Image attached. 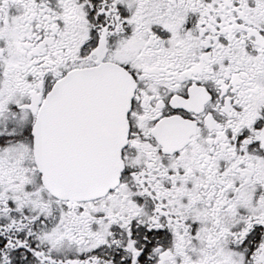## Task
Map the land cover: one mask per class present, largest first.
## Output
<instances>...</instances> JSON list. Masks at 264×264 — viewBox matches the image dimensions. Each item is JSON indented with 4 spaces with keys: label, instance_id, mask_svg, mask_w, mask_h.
Here are the masks:
<instances>
[{
    "label": "snow or ice",
    "instance_id": "1",
    "mask_svg": "<svg viewBox=\"0 0 264 264\" xmlns=\"http://www.w3.org/2000/svg\"><path fill=\"white\" fill-rule=\"evenodd\" d=\"M0 264H264V0H0Z\"/></svg>",
    "mask_w": 264,
    "mask_h": 264
}]
</instances>
